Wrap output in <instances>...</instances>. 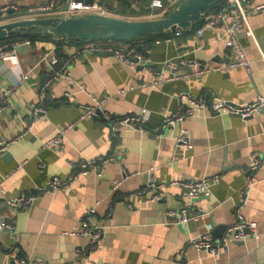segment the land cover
I'll return each instance as SVG.
<instances>
[{"label":"crops","instance_id":"0c3cea01","mask_svg":"<svg viewBox=\"0 0 264 264\" xmlns=\"http://www.w3.org/2000/svg\"><path fill=\"white\" fill-rule=\"evenodd\" d=\"M50 1L0 0V24L22 18L26 13L31 15L23 18L66 15L65 0H56V6L49 12L31 13V9ZM176 1L165 13L152 9V0H140L138 6L132 0H105V6L108 16L154 20L171 14L185 0ZM249 24L258 45L246 29L238 37L252 61L251 72L238 68L152 87L154 80L166 75L169 60L192 58L204 66L216 67L230 59L223 32L208 29L198 35L199 24L180 35L150 36L155 38L150 42L141 38L109 41L114 48L125 51L136 46L146 60L147 71L141 66L131 69L114 55L79 54L69 69L74 83L59 79L43 100L40 89L52 72L41 58L55 46L41 41L24 44L28 39L0 41V46L10 45L15 51L13 56L0 59V86L12 87L24 78L0 111V140L10 142L20 136L8 147L6 153L10 157H0V184L7 194L14 197L34 193L55 177L68 180L80 172L84 162L114 155V160L102 170L79 175L66 191L41 195L29 210L0 209V215L15 226L18 235L15 241L13 231L6 229L2 233L0 264H15V258L38 259L43 264H184V255L191 264H264V165L255 172L257 184L248 192V203L243 209V214L258 224L260 239H247L243 245L234 242L230 251L217 259L191 245L193 238L208 230L219 240L228 226L235 223L252 160L264 157L263 112L244 119L215 116L210 111L218 99L244 105L264 96V11L250 15ZM157 40L161 42L157 44ZM67 43L63 51L65 59L81 46ZM186 71L188 68H181L177 73ZM80 85L85 91H81ZM129 87L132 89L119 94L122 88ZM181 92H189L205 103V114L181 122L189 132L191 149L179 146L166 131L157 134L162 128V114L179 109L176 95ZM90 95H111L103 109L114 118L139 115L147 108L150 111L147 122L140 129L125 128L112 136L109 122L86 118L67 134L61 154L44 149L43 141L78 120L83 108L93 104ZM42 101L45 113L34 117L32 111ZM125 171L129 175L126 179ZM214 175L220 181L212 187V194L191 203V214L200 215L199 219L178 223L167 214L188 203L182 187L170 185L172 181ZM150 176L155 178V187L149 186ZM118 181H122L121 186L113 190ZM139 189H147V194L158 193L160 200L145 203L140 198H130ZM96 202L99 203L96 221L105 227L103 239L96 248L77 257V249L87 248V240L66 232ZM14 246L16 249L12 250Z\"/></svg>","mask_w":264,"mask_h":264},{"label":"built area","instance_id":"2783aa9c","mask_svg":"<svg viewBox=\"0 0 264 264\" xmlns=\"http://www.w3.org/2000/svg\"><path fill=\"white\" fill-rule=\"evenodd\" d=\"M66 6L64 12L67 15L75 16L88 13H97L107 15V9L105 6V0H94L93 6L85 5L84 3H77L75 0H65ZM135 5L140 4V0H132ZM176 0H152L151 7L155 10H163V13L168 12L176 3ZM56 6V0H51L48 4L31 9V13L37 12H49ZM170 7V9H169ZM174 10V8H173ZM264 11V2L256 3V0H230L221 9L215 13L206 15L204 21L201 23L197 34L202 35L208 29H218L223 32L225 47L229 50L230 59L216 67L204 66L199 61L192 58L179 57L167 62V73L161 75L160 79H156L152 82V87H159L163 82H173L178 80H186L192 78H201L205 74L214 72L231 71L238 68H243L248 72L252 70V61L249 59L245 50L239 42V33L242 29H246L248 33L253 37L258 45L255 36L252 33L249 24V17L252 14H257ZM182 32L177 33L180 35ZM169 42L170 39H166ZM161 40H157L159 44ZM24 44L30 45V40H25ZM100 52H113L115 58L122 64L128 66L131 69H136L141 66L147 71L149 68L146 66V60L141 52L137 48L132 47L125 51L123 49H116L109 41H93L82 44L78 51L72 55H69L64 62H61L57 56L55 49L48 50L41 58L42 62L47 63L51 70L50 77L44 82L40 89V97L43 100L46 96V92L51 86L59 79H66L71 83H74L70 67L76 59L77 55L98 54ZM15 51L13 46L3 44L0 46V59H5L13 56ZM264 60V57H263ZM181 68H188L189 70L178 74L177 70ZM24 78H21L12 87L0 86V111L6 107L13 94L14 89L22 84ZM146 86V85H144ZM143 86V87H144ZM81 91H85L83 85H80ZM129 88H122L119 94H124ZM93 104L91 106L84 107L82 114L78 120L60 128L57 134L43 141L42 147L44 149H52L61 154L64 150V141L67 134L76 128L77 124L90 117L97 115L98 110L104 112V116L108 119L109 126L111 128L112 136L117 135V132L125 128L140 129L147 122V116L150 111L147 108H143L139 115L124 116L120 118H112V116L105 112L103 107L112 98L111 95H105L98 97L90 95ZM180 107L175 111H166L162 114V127L167 135L172 137L179 146L186 149H191V138L188 130L181 126V122L187 117H194L200 114H205V103L197 100L189 92H181L176 95ZM43 102V101H42ZM212 115L217 116H239L241 118H249L255 113H264V96H258L255 100L248 104H236L227 100L218 99L210 106ZM45 113V108L41 104H38L32 111L34 117H38L40 114ZM179 127L178 132L176 129ZM20 136H17L10 142L6 140H0V157L5 155L8 151V147L11 143L17 141ZM114 160V155L105 158H97L81 164L80 172L72 175L68 180H64L60 177H55L50 180L45 187H40L34 193H21L17 196H9L0 184V209L9 208L14 212L29 210L33 203L43 194L51 193L57 190L66 191L76 181L79 175H86L91 172H97L102 170L109 162ZM24 163L20 164L22 167ZM264 165V157H255L252 160L250 167V173L247 178L245 187L242 192L240 203L237 207L236 221L232 225L228 226L225 234L219 240H215L211 234V230H208L199 236L191 240V245L198 251H207L213 258L217 259L222 253H228L230 251V245L236 241H246L247 239H260V230L256 222L249 220L244 214L243 209L248 203V192L252 190L257 184L255 180V172ZM128 173L124 172V179L128 177ZM220 177L217 175L204 177L201 179H181L174 180L170 185H179L183 189V197L187 200L181 209L169 211L167 214L177 219L178 223H188L191 220L199 219L200 215L191 214V203L196 202L201 197L210 196L212 194V187L218 184ZM150 187H155V178L150 176L148 178ZM122 184V181H118L114 184L113 190H117ZM147 189H139L130 194V198H140L139 200L145 203H155L160 200L158 193L147 194ZM99 203L96 202L93 207H90L85 211L81 218L77 221L73 229L66 232L69 236L79 237L87 240V248H78L76 256L79 257L82 253L96 248L103 239L104 226L97 223L95 217V209ZM9 229L14 233L15 241L18 240V235L15 230V226L12 223H8L6 219L0 215V239L4 230ZM16 247H12V250ZM15 264H43L41 260H29V259H14ZM76 262L79 259L76 258ZM184 264H191L187 255H184Z\"/></svg>","mask_w":264,"mask_h":264},{"label":"water","instance_id":"95a60500","mask_svg":"<svg viewBox=\"0 0 264 264\" xmlns=\"http://www.w3.org/2000/svg\"><path fill=\"white\" fill-rule=\"evenodd\" d=\"M77 3L93 6L94 0H75ZM230 0H185L171 14L154 20H125L97 13L81 15L50 16L45 18H23L0 24V41L11 37L51 36L72 40L93 41H131L147 36L173 35L201 24L206 15ZM22 16V15H21ZM100 56H113V52H100ZM189 70V69H188ZM116 117L115 115L112 118ZM94 120L108 123L102 110H98ZM163 127L157 132L162 134ZM120 131L117 132L119 134ZM10 157L9 153L4 155ZM214 239L218 236L214 234ZM245 241H236L244 244Z\"/></svg>","mask_w":264,"mask_h":264},{"label":"trees","instance_id":"16d2710c","mask_svg":"<svg viewBox=\"0 0 264 264\" xmlns=\"http://www.w3.org/2000/svg\"><path fill=\"white\" fill-rule=\"evenodd\" d=\"M220 9V8H219ZM218 9V10H219ZM217 11V10H216ZM170 35H160L158 36L157 38H163V37H169ZM18 39H28L30 40L32 43L34 42H38V41H41V42H47V43H51V45L55 46V49H56V54L57 56L59 57L60 61L63 62L65 61L66 59V56L64 54V47L66 45H68V43L65 41V40H55L53 39L51 36H43V35H36V36H33V37H11L8 39V42H11V41H15V40H18ZM155 38H152L150 36H147V37H143L141 38L140 40L143 41V42H150V41H154ZM72 43H69V44H84V43H87L85 42L84 40H72L71 41ZM136 48V46H135ZM50 77V76H49ZM42 105L44 106L45 108V104H44V101L42 102Z\"/></svg>","mask_w":264,"mask_h":264},{"label":"rangeland","instance_id":"374dc122","mask_svg":"<svg viewBox=\"0 0 264 264\" xmlns=\"http://www.w3.org/2000/svg\"><path fill=\"white\" fill-rule=\"evenodd\" d=\"M37 15H39V14H37Z\"/></svg>","mask_w":264,"mask_h":264}]
</instances>
